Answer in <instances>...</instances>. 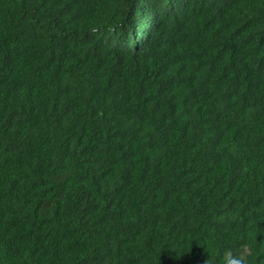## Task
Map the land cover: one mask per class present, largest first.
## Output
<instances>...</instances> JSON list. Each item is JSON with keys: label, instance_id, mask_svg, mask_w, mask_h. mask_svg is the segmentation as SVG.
<instances>
[{"label": "trees", "instance_id": "obj_1", "mask_svg": "<svg viewBox=\"0 0 264 264\" xmlns=\"http://www.w3.org/2000/svg\"><path fill=\"white\" fill-rule=\"evenodd\" d=\"M264 264V0H0V264Z\"/></svg>", "mask_w": 264, "mask_h": 264}, {"label": "clouds", "instance_id": "obj_2", "mask_svg": "<svg viewBox=\"0 0 264 264\" xmlns=\"http://www.w3.org/2000/svg\"><path fill=\"white\" fill-rule=\"evenodd\" d=\"M228 264H245L244 260L242 257H231L229 260Z\"/></svg>", "mask_w": 264, "mask_h": 264}]
</instances>
